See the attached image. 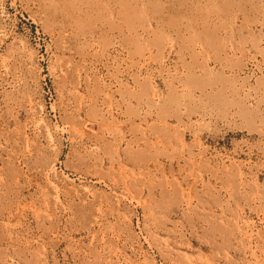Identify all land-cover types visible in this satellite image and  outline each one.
I'll return each instance as SVG.
<instances>
[{
	"label": "rangeland",
	"instance_id": "1",
	"mask_svg": "<svg viewBox=\"0 0 264 264\" xmlns=\"http://www.w3.org/2000/svg\"><path fill=\"white\" fill-rule=\"evenodd\" d=\"M0 264H264V0H0Z\"/></svg>",
	"mask_w": 264,
	"mask_h": 264
}]
</instances>
